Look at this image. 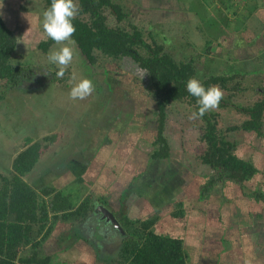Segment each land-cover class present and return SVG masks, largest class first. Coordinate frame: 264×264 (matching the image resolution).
Listing matches in <instances>:
<instances>
[{
    "label": "crops",
    "instance_id": "1",
    "mask_svg": "<svg viewBox=\"0 0 264 264\" xmlns=\"http://www.w3.org/2000/svg\"><path fill=\"white\" fill-rule=\"evenodd\" d=\"M214 1L219 3L216 6L223 18L226 17L225 24L222 20L219 22L223 26L218 41L205 47L206 55L211 56L214 51L217 56L214 59L206 56L200 63L210 62L207 65L210 75H219L216 67L220 60L231 66L236 63L244 68L243 64H247L249 69L260 70L254 79L259 80L255 87L257 101L264 97V0H228L227 7L225 0ZM190 13L189 20H192L196 13L192 10ZM116 82L113 87L105 79L107 95L102 85H96L94 92L83 100L70 101L72 84L65 88L67 106L56 115L57 125L66 123L68 130L58 131L53 139L65 147L64 156L39 178L31 177L35 179L33 183L27 182L37 190L50 186L70 195L74 207L88 198L89 207L85 217L56 218L42 246L55 242L62 249L60 255L77 251L70 261L78 264L82 259L76 255L84 250H93L99 254V260L100 255L102 260H109L112 253L118 252L120 234H125L121 224L124 215L141 219L154 216L152 228L157 233L183 238L188 264H264V203L232 190L231 183L222 188L217 185L206 198L199 199V187L205 179L202 175L206 174L176 159L171 146L170 158L150 157L157 133L156 111L147 117L152 102L145 87H150V83L139 92L129 87V83L120 88ZM121 90L125 93L123 99L118 93L115 96L126 104L119 107V112L128 105L131 109L127 108L119 117V112L108 108L105 98ZM165 137L171 145L170 138ZM252 162L261 172L262 167ZM261 182L254 189L264 191V177ZM97 204L114 215L124 233L101 219L95 209ZM65 241L70 242L64 245Z\"/></svg>",
    "mask_w": 264,
    "mask_h": 264
},
{
    "label": "trees",
    "instance_id": "2",
    "mask_svg": "<svg viewBox=\"0 0 264 264\" xmlns=\"http://www.w3.org/2000/svg\"><path fill=\"white\" fill-rule=\"evenodd\" d=\"M37 1L42 6L40 8L42 18L51 0ZM156 1L160 2V0ZM17 4H13L11 0H4L0 5V100L6 99L9 92H13L12 90L16 87L21 88L20 86L27 81L44 85L60 83V80L68 78V76L57 78L56 72H41L30 65L13 61L16 48L15 26L29 27L35 25L33 23L37 21L36 12H30L29 8L20 7ZM78 4L80 11L73 21L76 27L73 40L80 54L89 64L93 65L97 61L95 51L98 50L110 57L112 61L130 56L141 68L148 71L150 88L147 95L157 113L155 119L157 133L153 142L155 147L150 154L151 158H170V145L165 137L164 127L167 109L171 103L186 102L195 112H198L197 98L186 90V82L189 78H198L205 87L218 84L227 91L240 89L239 84L228 85L229 81L235 79V74H211L204 79L197 77L198 62L194 57L186 61H177L168 52H164L161 45L152 46L147 43L142 37L141 30L135 25L132 26V31L117 23L110 25L108 16L105 14L106 10L118 23L128 16L120 3L114 0H78ZM33 18H35L34 21H32ZM42 38L37 46L46 52L54 41L46 35ZM104 69L106 81H110L113 87L118 81L120 88L126 87L129 83V87L139 92L144 91L142 83H137L134 87L131 81L125 82V80H131L133 75L121 71L118 65L114 72L108 66H104ZM219 105L232 106L247 116L240 123L227 127V131L239 130L244 133H253L258 137L264 136V97L252 105L243 106L223 96ZM217 116L218 112L210 111L202 118L199 117L202 121L199 140L204 143V147L198 159L201 164L211 169V173L202 175L205 179L199 187L198 198H206L217 185L222 188L224 184L231 183L232 190H237L264 203V191L249 190L246 187V182L258 172L257 167L251 160L239 157L236 152L237 142L230 140L224 132L219 130ZM55 137V134H50L44 136L43 140L53 141ZM31 139L26 138L27 146L16 153L10 170L5 174L0 172V264H53V258L42 245L43 241L50 236L56 218L66 220L70 217H85L89 207L88 198L74 207L70 195L56 191L50 186L37 190L25 181L24 176L32 170L41 152L47 146V144L41 145L39 140ZM64 209L66 211L62 212ZM59 211H61L60 214ZM155 220L154 216L141 219L137 216L124 215L121 224L124 226L125 234H120V237L118 234L120 240L117 246L118 252L114 251L117 259L112 253L109 259L111 264H188V254L183 238L157 233L152 228ZM116 235L113 234V236ZM89 252L93 253L100 262L93 250ZM104 264L109 263L105 260Z\"/></svg>",
    "mask_w": 264,
    "mask_h": 264
},
{
    "label": "rangeland",
    "instance_id": "3",
    "mask_svg": "<svg viewBox=\"0 0 264 264\" xmlns=\"http://www.w3.org/2000/svg\"><path fill=\"white\" fill-rule=\"evenodd\" d=\"M3 1L4 0H0V5ZM114 1L121 4L123 10L128 13V16L118 23L115 21L114 16L106 10L105 14L108 16V23L110 25H115L117 23L129 31H132V26L135 25L141 30L142 37L147 43L152 46L155 44L161 45L163 51L168 52L175 60L186 61L190 57H194L198 62L197 77L204 79L210 75V67H207V65L210 66V62H205L201 65L200 61L206 56L207 59L211 57L214 59L217 56V53H214V51L211 56L209 55L210 57L206 55L205 47H210L212 45L211 42L218 41L220 28L223 26L221 24H225L226 17L224 15L225 18H223L221 11L216 6L219 4L218 2L214 0H175L176 2L173 0H160V2L156 0ZM11 2L13 4L18 3L17 5L20 7H27L30 12H36L37 15V21L33 23L35 24L33 26H15L14 24L16 48L13 54V61L23 65H30L41 72H56L58 69L55 65L49 63L48 54L50 49H58L61 45H56L54 42L46 52L42 51L37 46L38 42L42 40V37L45 35L41 24V3L37 0H11ZM227 2L228 0L224 2L226 7L228 4ZM220 6L222 7L223 5L220 4ZM190 10L196 13L192 20H189L191 16ZM34 19L35 18H33L32 21H34ZM221 20L222 23L220 24L219 22ZM229 25L233 26V24L230 23ZM26 32L28 33L25 35ZM72 47L75 50V54L72 63L64 75L68 76V78L63 81L60 80V83H48L44 85L36 84L34 81H27L20 86L21 88L16 87L12 90L13 92H9L6 99L0 100L1 173L5 174L10 170L12 159L16 153L27 146L26 138L39 140L41 145L47 144L41 152L39 162L35 169L26 176V181L33 183L35 180L33 176H36V179L39 178L50 168L51 164L53 165V163L57 164L60 162L61 156H64L63 151H66L64 150L65 147L55 140H43V137L55 133L57 136L58 131L62 133L66 131L64 129L68 130V124L66 123L64 124L65 126L57 125L56 114L63 110V106H67L66 96L63 95L67 91L65 88L70 84L78 82L79 77L92 78L93 83H95L94 86H103L105 95L108 94V91L104 85L106 79L104 66L112 68L111 71L114 72L118 65L121 71L132 74L133 78L131 80H125V82L131 81L134 87H136L135 84L142 83L140 82L142 81L141 79H144L143 81H149L150 83L147 69L142 68L140 72L138 63L130 56H124L121 59L112 61L110 57L103 55L97 50L95 51V54H97V61L91 65L80 54L76 43L72 45ZM234 64L231 66L230 63L226 64L220 60L216 67V73L219 75L230 73L236 75L235 79L228 82V85L239 84L240 86V89L237 90L230 89L227 91L222 89L224 96L226 98L229 97V100L235 104L243 106L252 105L259 97L255 92V87L259 84L257 82L259 80L258 78L256 80L254 79L256 76L258 77L260 70L249 69L246 66L247 64H243L244 68L241 65L238 66ZM218 67L219 70L217 69ZM250 71L253 73L251 74ZM73 77H75L74 80ZM148 85L149 84L146 86ZM142 87H144L143 84ZM149 88L150 87H145L147 91ZM117 93L122 96L121 98L123 99V95L125 94L123 90L112 93L105 98L108 108H114L115 112H119V107L124 105V103L126 104L125 100L118 99L115 96ZM70 101H73V99ZM127 108L129 110L131 109L128 105V107L123 108L122 113L127 111ZM150 108L147 117L151 116V111H154L153 105ZM69 109L74 110L72 107ZM213 111L218 112L217 125L219 130L224 132L230 140H235L237 142L238 147L236 152L239 157L251 161L253 160L262 167L261 172L256 173L246 182V187L248 189L256 188L260 185L259 183H262L261 180L264 177L262 172L264 171V136L258 137L255 134H246L239 130L227 131V127L235 123H240L247 117L232 106L219 105V107ZM108 112L109 110H107V113ZM194 112L193 107L186 102L175 101L171 103L167 109V122L164 133L170 138L172 154L176 159H180L185 165H188V167L196 172L210 174L211 169L201 164L198 159V155L203 150L204 143L199 140L202 121L199 117L192 118ZM122 113L119 112V117H122ZM153 116H155V114ZM37 186H39V184H37ZM69 242L70 241H65L64 245ZM43 247L53 258V264H78L76 263L77 261H70L72 258L71 255L77 253V251L73 253V250H71L70 252L67 251L65 254L60 255L61 252L59 251H62V249H60L59 245H56L55 242L46 244V246ZM84 251L76 255V258L81 256L83 260L81 261L82 264H102L97 261L93 253L91 254L88 250ZM99 257L103 258L102 255ZM113 257L117 259L116 254ZM101 258L100 260L105 262V260L103 261ZM106 262L109 264L112 263L109 260H106Z\"/></svg>",
    "mask_w": 264,
    "mask_h": 264
},
{
    "label": "clouds",
    "instance_id": "4",
    "mask_svg": "<svg viewBox=\"0 0 264 264\" xmlns=\"http://www.w3.org/2000/svg\"><path fill=\"white\" fill-rule=\"evenodd\" d=\"M79 11L78 0H51L50 6L42 14L41 24L44 34L56 45H61L58 49H50L48 54L49 63L58 69L55 73L57 78L64 77L66 70L73 61L75 50L72 45L75 44L73 36L76 32L73 21ZM74 79L75 77H73ZM94 90L93 81L90 78H82L72 84L69 96L73 100H83L90 96ZM186 90L197 98L199 105L198 112H194L192 118H202L206 113L217 109L224 96L223 90L218 84L205 87L196 77L187 80Z\"/></svg>",
    "mask_w": 264,
    "mask_h": 264
},
{
    "label": "water",
    "instance_id": "5",
    "mask_svg": "<svg viewBox=\"0 0 264 264\" xmlns=\"http://www.w3.org/2000/svg\"><path fill=\"white\" fill-rule=\"evenodd\" d=\"M95 209L96 211L100 212L101 219H103L106 222L111 223L113 227L116 228L120 233H124L118 220L114 217V215L107 208H105L101 204H97Z\"/></svg>",
    "mask_w": 264,
    "mask_h": 264
},
{
    "label": "built area",
    "instance_id": "6",
    "mask_svg": "<svg viewBox=\"0 0 264 264\" xmlns=\"http://www.w3.org/2000/svg\"><path fill=\"white\" fill-rule=\"evenodd\" d=\"M139 66V65H138ZM140 67V66H139ZM141 67H140V72H141ZM143 78V77H142ZM142 81H140V82H142V84L143 85H147L148 83H149V81H143L144 79H141Z\"/></svg>",
    "mask_w": 264,
    "mask_h": 264
}]
</instances>
